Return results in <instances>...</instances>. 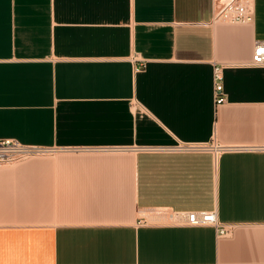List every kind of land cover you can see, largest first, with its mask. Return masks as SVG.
Here are the masks:
<instances>
[{
    "label": "crops",
    "instance_id": "1",
    "mask_svg": "<svg viewBox=\"0 0 264 264\" xmlns=\"http://www.w3.org/2000/svg\"><path fill=\"white\" fill-rule=\"evenodd\" d=\"M253 3L252 24L227 25L214 0H0V140L111 148L0 167V264H264ZM214 138L231 151L140 149ZM165 209L216 211L232 230L144 215Z\"/></svg>",
    "mask_w": 264,
    "mask_h": 264
},
{
    "label": "built area",
    "instance_id": "2",
    "mask_svg": "<svg viewBox=\"0 0 264 264\" xmlns=\"http://www.w3.org/2000/svg\"><path fill=\"white\" fill-rule=\"evenodd\" d=\"M254 18L253 0H214L213 23L215 24L248 25L254 22ZM251 65L257 68L264 67V42L256 43ZM213 98L216 108L227 101L223 68L220 66H215L213 72ZM140 149L143 151L175 154L210 153L215 158L225 151H231V148L221 145L215 138L208 143L178 142L169 147H144ZM95 151L107 152L111 151V148L27 146L15 139H4L0 140V167L14 166L33 158L53 156L63 152L82 153ZM144 215L153 216V218L165 224L187 227H214L218 237L227 236L232 230V226L219 220L216 211L175 212L165 209L147 211Z\"/></svg>",
    "mask_w": 264,
    "mask_h": 264
}]
</instances>
